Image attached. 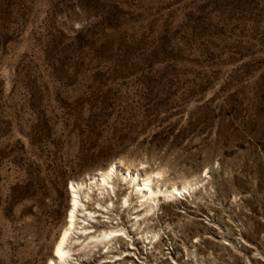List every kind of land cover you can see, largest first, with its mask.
I'll list each match as a JSON object with an SVG mask.
<instances>
[{
    "label": "rangeland",
    "instance_id": "obj_1",
    "mask_svg": "<svg viewBox=\"0 0 264 264\" xmlns=\"http://www.w3.org/2000/svg\"><path fill=\"white\" fill-rule=\"evenodd\" d=\"M112 164L196 186L146 212L117 182L81 264H264V0H0V264H46Z\"/></svg>",
    "mask_w": 264,
    "mask_h": 264
},
{
    "label": "bare ground",
    "instance_id": "obj_2",
    "mask_svg": "<svg viewBox=\"0 0 264 264\" xmlns=\"http://www.w3.org/2000/svg\"><path fill=\"white\" fill-rule=\"evenodd\" d=\"M119 181L128 190L122 197L121 207L129 209L136 199L139 211L145 209L146 212L153 211L160 199L179 197L196 186L185 184L158 188L153 177L143 176L123 164H112L105 171L91 174L86 182H71L67 220L46 264H81L82 258L99 252V248L107 249L106 253L114 249L112 242L125 234L123 228L118 229L109 221L115 207L113 198ZM105 214L108 218L105 224L109 225L97 228L100 225L98 219ZM155 237L156 234L153 235Z\"/></svg>",
    "mask_w": 264,
    "mask_h": 264
}]
</instances>
